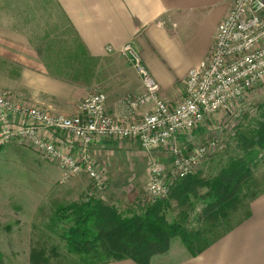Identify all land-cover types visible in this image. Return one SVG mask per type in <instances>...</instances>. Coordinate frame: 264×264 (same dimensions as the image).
Returning a JSON list of instances; mask_svg holds the SVG:
<instances>
[{"label": "crops", "instance_id": "crops-1", "mask_svg": "<svg viewBox=\"0 0 264 264\" xmlns=\"http://www.w3.org/2000/svg\"><path fill=\"white\" fill-rule=\"evenodd\" d=\"M48 2L36 0L35 5L26 6H35V9L41 7L44 10L49 5H55L58 12L55 16L59 21L67 23L75 37L78 36L93 63V72L101 73L102 60L111 54L120 55V50L132 43L158 81L161 98L171 105L183 99L190 70L210 56L217 27L233 4V0ZM19 8L16 0H0V87L8 90L14 100L27 106L44 107L55 114H75L77 104L86 96L87 90L93 87L92 83L98 85L102 74L94 78L91 75L84 80L54 74L56 66L53 64L62 62L60 50L56 54L54 49L39 48L33 40L35 36L32 32L36 22L27 20L25 12L23 16L21 11L16 10ZM46 39L47 36L43 40ZM70 47L65 48L69 50ZM48 51L53 59L48 57ZM119 61H123L126 70H119V92L114 94L109 91L107 94V111L120 121H138L148 111V106L130 110L123 99L125 95L142 91V83L131 65L121 58ZM44 134L49 140L62 145L66 151L78 156L71 135L51 131ZM134 143L131 139L96 140L90 151L97 172L98 168L106 167V164L119 162L121 175L115 172L111 178L119 176V180L133 183L129 179H134L135 175H126L124 169L126 165L134 169L139 163L138 157L134 155ZM9 144L28 147L18 142ZM50 162L61 171L59 164L52 160ZM79 175L69 180L80 178ZM103 264L137 263L132 259H121ZM150 264H264V192L251 203L250 217L202 253L192 255L187 253L185 247L177 248L166 255L154 256Z\"/></svg>", "mask_w": 264, "mask_h": 264}, {"label": "rangeland", "instance_id": "rangeland-1", "mask_svg": "<svg viewBox=\"0 0 264 264\" xmlns=\"http://www.w3.org/2000/svg\"><path fill=\"white\" fill-rule=\"evenodd\" d=\"M50 1L49 4H51ZM35 3L36 0H16V5L20 7L16 10L21 11L22 14L25 12L27 20L36 22L32 29L35 39H32L39 48L48 47L54 49L53 51L57 54L66 46H72L75 34L72 29L67 27V23L59 21L55 16L58 13L55 10V5H52L54 9L49 5V8L45 7L44 10L41 7L35 9V6H26L35 5ZM59 14L61 15V12ZM46 36L48 39L43 40ZM53 51L51 52L53 53ZM120 55L119 53L111 54L102 60L100 62L101 73L93 72L94 66L90 61L89 74L84 72V75H88L87 78L92 75L94 78L96 75L99 77L102 74V79L99 83L97 82L98 85L92 83L93 87L87 90L84 98L96 92H103L106 96L109 91L114 94L119 92V70L124 69L123 61H119V59L121 58L126 64L131 65L127 58L121 54V51ZM48 57L53 59V55L50 56V51H48ZM55 58L56 55H54ZM125 70L126 67L123 71ZM263 85L264 83L251 89L241 103L230 111L215 112L192 130L181 131L167 145L146 151L137 144V141L133 140L136 145H134L136 151L134 155L138 157L139 163L134 169L128 165L124 169L126 175H132V173L135 175L134 179H129L133 180V183L121 181L119 176L111 178L115 172L121 175L119 162L98 168L100 181H96L86 172L81 173L80 178L63 180L61 171L55 164L32 148L10 144L0 146V264H29L33 241L58 245L59 250L66 253L61 232L67 225L57 222L54 217L55 208L60 204L96 198L126 215L140 212L144 206L157 200L150 192L149 184L151 170L156 164L162 166L167 178L166 183L170 185L173 179L178 176L173 165L176 156L191 154L200 145H209L214 140L216 144L210 148L212 153L200 161L195 171L201 172L204 177L215 175L222 164L244 154V150L240 148V132L256 127L258 120L264 119ZM0 91L8 92L2 87H0ZM128 96L125 95L124 102ZM146 106L148 109L150 108V105ZM77 113L76 110L73 115ZM110 116L120 121L112 115ZM90 150L91 145L88 155L94 165ZM250 167L254 177L258 179L261 186H264V151ZM205 191L206 188L200 190L202 193ZM202 208L203 204L198 202L195 211L190 214L187 227L196 226V213L200 212ZM178 212L179 208L173 204L168 210V219L171 221ZM243 216V211L237 212L232 217L233 224ZM173 243L170 244L167 252L157 255H166L177 248H187L178 238L174 239ZM187 253L190 254L188 249Z\"/></svg>", "mask_w": 264, "mask_h": 264}, {"label": "built area", "instance_id": "built-area-1", "mask_svg": "<svg viewBox=\"0 0 264 264\" xmlns=\"http://www.w3.org/2000/svg\"><path fill=\"white\" fill-rule=\"evenodd\" d=\"M121 54L127 58L141 80L143 90L129 95L130 110L150 105L135 122L117 121L107 113V96L96 92L84 98L76 115L55 114L44 107L27 106L0 91V146L12 142L26 145L61 167L63 180L88 173L96 181L100 175L92 164L89 147L98 139H131L146 151L155 150L174 140L181 131L192 130L219 110L230 111L255 86L264 83V0H233L227 16L215 33L210 56L190 70L185 96L174 106L160 96V85L143 63L132 43ZM264 88V85H263ZM66 133L73 137L78 156L49 140L44 132ZM200 145L193 153L174 159L177 174L196 170L211 154V146ZM150 192L156 198L168 194L167 178L156 164L150 175Z\"/></svg>", "mask_w": 264, "mask_h": 264}, {"label": "trees", "instance_id": "trees-1", "mask_svg": "<svg viewBox=\"0 0 264 264\" xmlns=\"http://www.w3.org/2000/svg\"><path fill=\"white\" fill-rule=\"evenodd\" d=\"M73 43L69 50H60L62 62L53 64L54 74L87 79L84 72L89 74L90 57L78 36ZM239 135L241 157L229 159L208 177L197 171L177 174L167 184V196L155 198L140 212L126 215L96 198L58 205L54 217L67 225L61 232L66 253L58 245L33 241L29 264H103L121 259L150 264L176 238L192 255L202 253L250 217L251 203L264 192L250 167L264 151V119ZM198 202L203 208L196 213V226L187 227ZM173 204L179 212L170 221L168 210ZM240 211L243 218L233 224L232 217Z\"/></svg>", "mask_w": 264, "mask_h": 264}]
</instances>
